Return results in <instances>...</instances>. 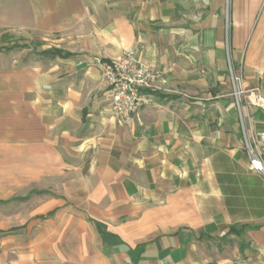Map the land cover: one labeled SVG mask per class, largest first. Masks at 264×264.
Returning a JSON list of instances; mask_svg holds the SVG:
<instances>
[{"label":"crops","instance_id":"obj_1","mask_svg":"<svg viewBox=\"0 0 264 264\" xmlns=\"http://www.w3.org/2000/svg\"><path fill=\"white\" fill-rule=\"evenodd\" d=\"M0 28L59 53L0 61V264H264L229 77L264 95V0H0ZM132 49L162 81L121 124L99 63ZM244 114L264 154V108Z\"/></svg>","mask_w":264,"mask_h":264},{"label":"built area","instance_id":"obj_2","mask_svg":"<svg viewBox=\"0 0 264 264\" xmlns=\"http://www.w3.org/2000/svg\"><path fill=\"white\" fill-rule=\"evenodd\" d=\"M99 69L107 85L112 115L119 123H129L142 107L154 102L153 92L160 88L161 72L143 62L139 51L128 50L110 60L100 61ZM229 77L251 168L264 174V154L258 138L247 129L244 114L245 104L264 108V95L259 88L242 87L241 76L231 62Z\"/></svg>","mask_w":264,"mask_h":264},{"label":"rangeland","instance_id":"obj_3","mask_svg":"<svg viewBox=\"0 0 264 264\" xmlns=\"http://www.w3.org/2000/svg\"><path fill=\"white\" fill-rule=\"evenodd\" d=\"M44 42L40 37L35 36H25L13 32H7L0 28V61L3 60V57H9L12 55L11 52H14L13 57L11 59L12 65L14 66H20L21 64H25L28 60H39V59H48V58H56V55H59V53H56L52 50V48H44ZM40 167L41 164H18L17 170L18 171H24V169H27V167ZM68 166V165H66ZM67 170L69 168H66ZM25 180H13L8 181V187H14L17 189H20L22 191H28L31 193L32 191H36V185L28 186L26 185ZM36 182V181H35ZM34 182V183H35ZM59 182L61 181H50L51 188H56L59 185ZM26 198L24 196H16L13 197V203H17L18 199ZM19 199V200H20ZM5 204H8L10 202V199L5 201ZM0 202V207H1ZM16 210V209H15ZM8 214V213H6ZM3 216V213L0 212V216ZM230 246H233L231 243Z\"/></svg>","mask_w":264,"mask_h":264},{"label":"trees","instance_id":"obj_4","mask_svg":"<svg viewBox=\"0 0 264 264\" xmlns=\"http://www.w3.org/2000/svg\"><path fill=\"white\" fill-rule=\"evenodd\" d=\"M57 50V49H56ZM58 51V50H57ZM245 228L243 227L241 230H237V229H235V228H232L231 229V231L232 232H236L237 234H241L242 232H243V230H244ZM243 248V246H241V249Z\"/></svg>","mask_w":264,"mask_h":264}]
</instances>
